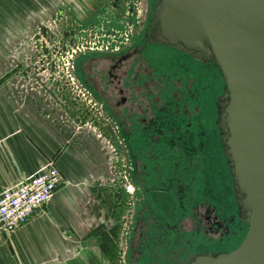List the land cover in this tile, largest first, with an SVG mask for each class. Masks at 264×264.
I'll list each match as a JSON object with an SVG mask.
<instances>
[{"label":"flooded vegetation","instance_id":"obj_1","mask_svg":"<svg viewBox=\"0 0 264 264\" xmlns=\"http://www.w3.org/2000/svg\"><path fill=\"white\" fill-rule=\"evenodd\" d=\"M160 1L101 0L92 16L60 22L64 86L36 87L114 146L120 182L132 188L116 264H192L235 250L249 227L228 152L221 70L208 46L164 37Z\"/></svg>","mask_w":264,"mask_h":264},{"label":"crops","instance_id":"obj_2","mask_svg":"<svg viewBox=\"0 0 264 264\" xmlns=\"http://www.w3.org/2000/svg\"><path fill=\"white\" fill-rule=\"evenodd\" d=\"M99 2L0 0V192L50 162L64 178L38 216L12 233L0 228V264L114 263L102 249L127 198L114 146L100 127L36 91L38 81L56 89L64 81L42 77L46 61H34L36 52L63 55L50 32L60 36L62 24L92 16Z\"/></svg>","mask_w":264,"mask_h":264},{"label":"water","instance_id":"obj_3","mask_svg":"<svg viewBox=\"0 0 264 264\" xmlns=\"http://www.w3.org/2000/svg\"><path fill=\"white\" fill-rule=\"evenodd\" d=\"M156 16L171 44L214 54L229 92L234 180L250 214L239 247L192 264H264V0H161Z\"/></svg>","mask_w":264,"mask_h":264},{"label":"built area","instance_id":"obj_4","mask_svg":"<svg viewBox=\"0 0 264 264\" xmlns=\"http://www.w3.org/2000/svg\"><path fill=\"white\" fill-rule=\"evenodd\" d=\"M52 32L56 34L54 30ZM56 36L53 35V42H56L52 44L53 46H58L60 42ZM38 54L39 56L36 55L34 59L36 63L46 61L41 67V76L47 77L49 81L53 79L64 81V71L59 65L64 54L60 55L53 49L50 53ZM62 183H64L62 174L54 162H50L36 175L0 192V228L4 232L12 233L38 216Z\"/></svg>","mask_w":264,"mask_h":264},{"label":"rangeland","instance_id":"obj_5","mask_svg":"<svg viewBox=\"0 0 264 264\" xmlns=\"http://www.w3.org/2000/svg\"><path fill=\"white\" fill-rule=\"evenodd\" d=\"M53 35L54 34L52 32V34L49 35V37H48L50 39V41H51V44L56 43V42H53ZM56 37L59 39L60 42H63L62 39H61V37H62L61 35L60 36H56ZM63 45H64V42H63ZM231 168H232V174H234L233 173V163L232 162H231ZM210 173L212 174V172H210ZM130 189H132V188H130V187L129 188H127V187L125 188V191H126V194H127V198L125 197L124 200L122 199L123 201L121 203V207L124 206L123 208H124V210H126V213L119 214V215L116 214L118 218L116 219L117 220V224L115 225L116 227H114V231L112 232L113 236L109 240H104V246H103L102 250L109 257H110V254H111V260L112 259L115 260L117 257L121 258L122 255L125 252L124 251V245H123V242L125 240H119V237H120L121 233H122L121 235L125 236V233H124V228L125 227H123L124 226L123 225V221L127 217V214L129 215V213H130V206H129V204L131 202ZM237 194H239V193L237 192ZM240 200L242 202V198ZM238 201H237V203H238V205H240L241 202L239 203ZM118 224H119V226H118ZM116 228H117V230L115 231ZM115 246H120V248H118L119 250H117L115 248ZM112 252L114 253L113 255H112ZM113 264H116L115 261H114ZM119 264H121V263H119Z\"/></svg>","mask_w":264,"mask_h":264},{"label":"bare ground","instance_id":"obj_6","mask_svg":"<svg viewBox=\"0 0 264 264\" xmlns=\"http://www.w3.org/2000/svg\"><path fill=\"white\" fill-rule=\"evenodd\" d=\"M210 174H211V173H210ZM216 174H217V173H215V172L213 173V172H212V174H211V178H210V183H211V185L214 186V187H216V182H215V177H214V176H216ZM218 176H219V175H217V177H218ZM217 182H218V180H217ZM218 183H219V182H218Z\"/></svg>","mask_w":264,"mask_h":264}]
</instances>
